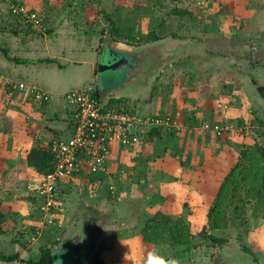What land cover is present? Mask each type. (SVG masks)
<instances>
[{
    "label": "rangeland",
    "instance_id": "374dc122",
    "mask_svg": "<svg viewBox=\"0 0 264 264\" xmlns=\"http://www.w3.org/2000/svg\"><path fill=\"white\" fill-rule=\"evenodd\" d=\"M17 1L19 0H0V33L3 34L0 45L10 46L12 56L20 55L22 51L15 50L19 41L14 30L5 27H10L13 23V28L17 24L16 27L19 26L22 32L29 29L24 20L11 13L10 6ZM29 1V4L24 3V5L38 9V15L48 28L52 21L58 20L53 18L56 15L72 12L75 17L73 20L77 23L82 22L83 17L86 21L89 16H95L98 23L96 26L103 37V45L107 44L108 34L110 39L115 37L117 42L126 44L132 50L128 53L130 60L138 62V66L143 61L145 48L159 49L160 52L163 47L166 50L168 48V52L166 51L167 53L162 56L164 64H159L155 74L157 77L152 80L157 90L167 89L172 92L175 88L170 80L175 84H183L185 83L183 81L187 80L188 74L185 71L176 74L172 65L174 63L172 60L176 58H173L176 54L174 49L182 47L180 45L183 43L185 47L182 48L181 53L184 54L178 52L177 55L183 58L189 54L193 55L194 58L189 60L192 65L190 70L205 71V68L209 67L213 70L225 69L231 73L229 77L232 79L231 87L235 88V84L241 83L239 87H242L241 90L247 95H242L239 90L238 95H225L228 98H221L226 100L220 104V112H218L222 119L220 123L213 122L211 115L199 117L196 114L192 115L193 120L187 122L190 109L179 106V102H176L179 95H163L165 102L169 99L173 100L169 110L157 113H167L173 119L171 125L163 127L171 126L177 129L176 126L180 121L183 124L180 133L186 127H189V132L193 129V137L199 135L198 131L200 133L204 130H215L219 136L228 140L220 143L215 149L214 158H219L217 163H206L205 160L209 158L206 159L202 155L205 163L202 164L200 161L190 163L186 162L188 159L183 156L184 154H179V160L172 165L165 164L162 173L159 165L153 166L151 171L148 170L152 177L154 175L159 177L157 181H162L161 185L173 183L158 191L163 196L162 200H165V209L162 208L164 201L158 202L153 199L154 189L150 193L145 192L143 182L147 175L146 170L135 169L133 164L120 162V169L119 167L116 169L115 164L109 165V170L112 172L108 175L104 174L109 179L107 183L104 181L102 188L99 184L104 179L98 181L89 178L86 180L77 178L73 180L71 186L69 182L60 186L63 192L60 194L56 218L54 223L46 224L45 216L40 212L39 200H36L33 192L35 186L31 187L32 184L34 185V180L30 181L31 174L24 170L27 165L26 158L23 162L20 158L17 160V165L11 167L6 164V158L0 157V167L4 165L2 168L4 170L0 169V234L2 239H6L4 245L1 246L3 243H0L3 249L1 251L5 254L13 253V240L21 236L28 237L32 233L34 237L32 241L23 240L27 241L25 245H29L30 254L33 252L38 254L45 245H49L57 250L55 264H99L98 261L104 264H145L147 255L152 250H158L164 256L174 259L176 264H264V189L258 195L247 193L251 187H254L257 193V186L260 187L263 182L257 180L259 167L244 155L247 149L264 145V98L261 95H248L256 89L260 94L258 85L264 84V0ZM175 5L178 9H187L188 14H176ZM207 24L211 32L204 35L203 29ZM113 25L116 30L112 28ZM177 29L183 35L182 41L172 35ZM153 33L159 35L160 39L153 41ZM38 35L46 36L50 33L45 31V34ZM176 35L178 36L177 33ZM111 41L113 42L112 39ZM209 55L208 61L205 62V56ZM106 58L108 57L105 55ZM161 75L163 84L160 85ZM20 83L40 88L35 83ZM15 84L16 87L19 86V83ZM20 89L30 91V88ZM18 133L17 131L14 135L12 132L11 137L14 135L16 144L19 143L21 146L19 151L22 149L26 151L27 147L31 149L36 145L37 142H34L30 146L29 138L27 140L18 137ZM173 135L169 137L168 134L163 140L160 139L170 140L166 142V149H171L169 146L173 140L179 143L177 138L179 135L175 137ZM143 136L144 134L140 144L149 141V138L143 139ZM13 138L11 143H7L9 149L10 145L14 144ZM0 142H5L3 137H0ZM205 145L207 146V143ZM166 149L156 150L155 156L157 157V154L162 157L167 156V153H164ZM189 150L191 149L186 150L187 155L199 153V150L192 152ZM170 151L172 156H175L176 146L175 150ZM28 152V150L25 152L26 156ZM201 153L204 154L203 149ZM263 163L262 159L260 165ZM237 164L241 165L239 170H242V175L246 170L245 175L246 173L249 175L250 181L254 179L255 185H251L246 180L241 185L240 192L233 198V204L237 203L243 208L242 213L233 211L229 215L232 219L230 226L222 230H211L207 217L209 207L214 203L217 188ZM157 174L159 176H156ZM158 189L157 187L156 190ZM87 204L94 205L98 210L89 212L90 218L85 219L82 208ZM231 207V210H234V206ZM117 209L118 213H116ZM158 209L167 211L174 218L180 217L189 224L195 236L192 246H174L163 239H159L158 244L155 245L144 239L150 231V229L146 230L145 223ZM236 214H240V217ZM34 228L36 230L39 228L40 232L33 231ZM209 234L227 239L222 253L206 246L205 239Z\"/></svg>",
    "mask_w": 264,
    "mask_h": 264
},
{
    "label": "crops",
    "instance_id": "0c3cea01",
    "mask_svg": "<svg viewBox=\"0 0 264 264\" xmlns=\"http://www.w3.org/2000/svg\"><path fill=\"white\" fill-rule=\"evenodd\" d=\"M17 2L29 4L30 1L19 0ZM33 9L38 12V9L34 7ZM51 16L53 17V15ZM53 18L58 20L51 22L50 35L46 36H40L38 35L39 33L29 29L22 32L19 30V26L16 27L17 24L13 28V23L10 27H5V29L14 30L19 41L15 50L22 51L20 55L12 56L10 54V46L5 45L6 47H4L0 45V48L7 51L6 55L0 50V137H3L5 140L4 143L0 142V157L6 158V164L11 167L17 165V160H20V158L22 162L23 160L25 161V152L27 150L30 151V147H27L28 149L26 151H23V149L19 151L21 146H19V143L16 144L13 138L17 131L19 132L18 137H23V139L27 140L29 138L30 146L37 141L44 146H48L49 142L53 139L57 137H68L71 134L76 121V109L66 99V93L70 90L91 87L93 91L98 93L100 101L105 105H125L141 115L147 116L169 110V106L173 103V100L169 99L165 102V96L163 95H179V98H176V102L180 104L179 106L184 109H190V113L187 114V122L193 120L192 115L196 114L199 117L201 115H211L213 122L220 123L222 120L221 115L218 114L220 112V104L226 100H221V98H228L225 95H238V91L242 88L239 87L241 83L235 84V88L231 87L233 86L230 81L232 79L229 78L231 73L225 69L213 70L209 69L210 67L208 65L209 68H205V71L196 70L195 72L190 70L192 69V65H190L189 60L194 58L192 57L193 55L189 54L184 56V58L177 55L178 52L184 54L183 52L181 53L182 48L185 47L182 43L180 45L182 46L180 47L181 49H174L176 54L173 58H176L172 60V62L174 61L172 65L176 74L180 71L182 73L185 71L188 74L186 76L187 80L183 81L185 82L183 84H175L174 81L169 79L170 82H173L175 88L172 92L161 88H159L161 90H157L152 80L157 77L155 75L157 74V68L161 64H164L162 56L168 52V48L166 50L163 47V50L161 49L162 52L159 49L151 50L148 47L145 48L143 50L145 53L142 57L143 61L139 66L138 62L136 63L129 59L115 66L114 64L121 55L108 44L103 45V37L99 33V28L96 26L98 23L95 16H89V19L86 17V21L83 17V21L79 23L74 22L73 19L75 17L72 15V12L65 15H56ZM20 19L23 20L21 17ZM208 26L209 24L203 29L204 35H208L211 32ZM176 33L182 41L183 35L179 33L178 29ZM2 35L0 33V38H3ZM105 55L108 58L105 59ZM126 56L130 57L129 54ZM209 57L210 55L205 56L204 61L207 62ZM17 59L25 62H17ZM229 65L231 66L230 62ZM159 77L161 79L160 82H162L160 83L161 85L163 84V77L162 75ZM20 82L37 84L49 98L47 100L37 101L31 91L15 87V83ZM241 94L247 95L243 90H241ZM213 95L219 96L215 97ZM248 95L260 94L257 93L256 89ZM44 100L47 102H44ZM196 119L197 121L199 120L198 118ZM208 119L210 118L208 117ZM180 123L182 127H180ZM179 124L176 126L177 129H173L171 126L159 128L151 126L149 129L147 128L143 139L147 137L149 141L146 144H143V141L133 150L123 149L120 144L115 142L107 163V168L103 173L87 177L82 172L78 177L67 179L68 184L71 186L73 180L77 178L83 180L89 178L98 181L104 179L99 184L102 188L105 183L104 181L107 183L109 179L104 174L108 175L110 174L109 172H112L109 170V165L115 164V168L117 169L119 167L120 169V162L128 163V165L133 164V166L135 165V169L143 168L146 170L147 175H145L146 178L143 182L145 192L150 193L154 189L155 197L153 199L158 202L164 201L162 208L165 209V200H162L163 196L158 191L169 187L173 183H168L166 186L165 183L161 185L162 181H157L159 177H155V175L152 177L153 175L148 170L151 171L153 166L159 165V170L162 173L165 164L172 165L179 160V154H184L183 156L188 159L186 162L190 163H194V161L199 163L198 161H200L203 164L204 160L201 155L206 159L209 158L205 160L206 163H217L219 158H214L215 149L220 143L228 141L226 138L219 136L215 130L206 131L203 129V132L199 133L198 131L199 135L193 137V129L189 132V127H186L180 133L183 124L180 121ZM12 132H14L13 137H11ZM168 134L169 137L173 134V137L179 135L177 137L179 143H177V140H173L171 146H169L171 149H166V142L167 140L170 141L169 139L162 141ZM12 138L14 144L12 143L9 149L7 143H11ZM206 143L207 146L205 145ZM12 146L15 148H12ZM175 146V156H172V151L170 150H175ZM200 147L201 150L203 149L204 154L201 153ZM165 149L166 152L164 153H167V156L162 157L160 154H157L159 157L155 156L156 150L164 151ZM187 149H191L189 150L190 152L199 150V153L196 155L188 153L187 155ZM221 162L224 163L222 160ZM138 164L139 167H137ZM2 168H4V165L0 167L1 170H4ZM24 170L31 174L30 181L32 179L34 181L39 179L40 175L32 167L26 165ZM114 171L116 170L114 169ZM156 176H159V174ZM152 179L153 181L151 182ZM31 187H33V184ZM157 187L159 188L158 190H156ZM111 192L113 193L114 191ZM95 210L98 209L94 205L87 204L82 208L83 218H90L89 215L91 214L88 213H93ZM116 213H118V209ZM3 242L5 243L6 239H2L1 236L0 243ZM1 246L0 254H5L4 251H1L3 250ZM15 246L16 251L20 253L22 259H37L39 256V253L36 254L33 252L30 254L28 248L25 249L19 243L18 246L17 244ZM0 264L28 263L23 261L8 263L2 261L0 257Z\"/></svg>",
    "mask_w": 264,
    "mask_h": 264
},
{
    "label": "built area",
    "instance_id": "2783aa9c",
    "mask_svg": "<svg viewBox=\"0 0 264 264\" xmlns=\"http://www.w3.org/2000/svg\"><path fill=\"white\" fill-rule=\"evenodd\" d=\"M10 10L33 28L45 29L37 11H32L24 3L14 2ZM18 87L30 88L39 101L49 98L37 86L19 83ZM66 99L76 109L73 130L68 137H57L49 142L55 156L54 169L40 176L33 185L42 199L39 207L44 212L46 224L54 223L60 200L58 187L63 180L69 179L83 166L94 173L105 171L115 142L126 150H133L140 144L147 128L169 126L173 120L167 113L147 116L125 105H105L91 87L70 90ZM216 130L220 132L218 127Z\"/></svg>",
    "mask_w": 264,
    "mask_h": 264
},
{
    "label": "trees",
    "instance_id": "16d2710c",
    "mask_svg": "<svg viewBox=\"0 0 264 264\" xmlns=\"http://www.w3.org/2000/svg\"><path fill=\"white\" fill-rule=\"evenodd\" d=\"M173 2H176L177 0H172ZM15 3H22V2H15ZM174 12L176 14H188L187 9H178L177 6H174ZM32 11H35L33 8H29ZM110 22V20H109ZM27 23V22H26ZM29 30H33L35 32H39L42 34L50 33L51 28L47 27L46 24L45 29L42 31L37 30L36 28H33L32 24L27 23ZM114 28V25L113 27ZM115 29V28H114ZM116 30V29H115ZM172 35H175L177 38L179 36L176 35V33H172ZM132 37V36H131ZM153 41L159 40V35H156L153 33ZM113 41H116L117 39L115 37H111ZM6 55L7 51L5 49L0 48ZM17 62H25L21 61L19 59L16 60ZM1 82V81H0ZM258 90L260 92V95L262 98H264V85H258ZM95 95L98 97V93L95 92ZM47 100V99H46ZM44 102H47L44 100ZM155 132V131H154ZM158 132V131H156ZM247 151H244L245 157H248L249 159L253 160L255 166H258L259 169H257V180L260 182L262 181L260 187L257 186L258 190L257 193L254 187H251L250 190H248V194L252 192L255 195H258L259 193H262V190L264 189V163L263 165L261 164L262 159L264 160V145H258L257 147ZM26 164L29 167H32L35 169V171L40 175L43 176L47 174L48 172L52 171L55 166V156L54 153L51 149V145L48 144V146L42 145L39 141H37L36 145H34L30 151L28 152L26 156ZM240 164H237L235 167H233L229 173L225 176L219 187L217 188V192L215 195V200L214 203L209 207L207 217H208V224L211 227V230L214 229H225L230 226L232 219L229 216L233 211L238 213V211L242 213V205L233 204V198L237 195L238 192H240V187L243 185V183L247 180L251 185H255L253 182L254 179L249 180V175L244 171V175H242V170L240 169ZM84 172L87 177L91 175H96L103 173V171L99 172H91L87 167H84L80 169L77 172H74V174L69 177H78L80 173ZM65 182H67V179L63 180L59 187V194H62L63 189L60 188ZM254 189V190H252ZM34 195L36 197V200H39L38 203L41 202V197L39 194L36 192V189L33 188ZM111 192V191H110ZM110 194V193H109ZM111 195V194H110ZM231 206H234V210H231ZM40 208V207H39ZM58 210V209H57ZM56 210V213H57ZM40 212L44 214V212L40 208ZM244 212V211H243ZM240 214H236V216H239ZM240 217V216H239ZM56 218V214H55ZM54 218V219H55ZM146 230L150 229L148 231L147 235L144 237L145 240L150 241V244L154 243L155 245L158 244L159 239H163L168 241V243L175 245H182V246H192L193 242V237L194 234L190 230L189 224L185 221H183L182 218H174L171 214H169L167 211L158 209L157 212L154 214V216L145 223ZM39 228H37L38 230ZM36 230V228L33 229V231ZM36 230V231H37ZM35 231V232H36ZM204 234V233H203ZM205 243L207 244L206 246L208 247H213L216 249V251H219L222 253L224 250V245L226 244L227 239L224 237L217 236L215 234H209L206 235ZM28 240L32 241L33 235L32 233L29 234L28 237H17L15 240L12 242L14 243V252L11 254H0V257L2 261L4 262H16V261H23L28 264H55V253L57 250H54L52 247L49 245H45L42 249L41 252L39 253V256L37 259L32 258V259H22L20 256V253L16 251V244L18 246V243L27 249L29 247L25 245V241L23 240ZM152 242V243H151ZM214 256V261L216 257V253L213 255ZM213 261V262H214ZM99 264H104L101 261H98Z\"/></svg>",
    "mask_w": 264,
    "mask_h": 264
},
{
    "label": "clouds",
    "instance_id": "9594fccd",
    "mask_svg": "<svg viewBox=\"0 0 264 264\" xmlns=\"http://www.w3.org/2000/svg\"><path fill=\"white\" fill-rule=\"evenodd\" d=\"M145 264H176V261L164 256L158 250H152L148 253Z\"/></svg>",
    "mask_w": 264,
    "mask_h": 264
},
{
    "label": "water",
    "instance_id": "95a60500",
    "mask_svg": "<svg viewBox=\"0 0 264 264\" xmlns=\"http://www.w3.org/2000/svg\"><path fill=\"white\" fill-rule=\"evenodd\" d=\"M107 38H108V41H106V43L109 45V46H111L115 51H118V52H120L122 55L121 56H123L124 55V57L123 58H125V60L127 61L128 59L130 60V57H127L126 55H127V53H129L130 51H132V50H130V48H128L127 46H126V44H124V43H119V42H117V41H111V39H110V36H109V34L107 35ZM122 57H120L119 59H118V61L114 64L115 66H117V65H120L121 63H123L124 62V59H123Z\"/></svg>",
    "mask_w": 264,
    "mask_h": 264
},
{
    "label": "flooded vegetation",
    "instance_id": "af4514ba",
    "mask_svg": "<svg viewBox=\"0 0 264 264\" xmlns=\"http://www.w3.org/2000/svg\"><path fill=\"white\" fill-rule=\"evenodd\" d=\"M117 52H118V51H117ZM119 54H120V55H122L120 52H119ZM121 57L123 58V57H124V55H123V56H121ZM123 59H124V61H125V58H123Z\"/></svg>",
    "mask_w": 264,
    "mask_h": 264
}]
</instances>
